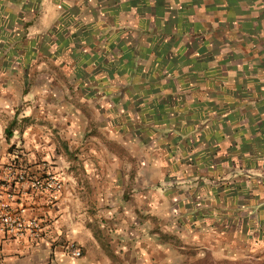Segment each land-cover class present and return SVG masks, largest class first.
Listing matches in <instances>:
<instances>
[{
  "label": "crops",
  "instance_id": "1",
  "mask_svg": "<svg viewBox=\"0 0 264 264\" xmlns=\"http://www.w3.org/2000/svg\"><path fill=\"white\" fill-rule=\"evenodd\" d=\"M62 1L0 0V162L64 182L1 264H173L206 169L264 190V0Z\"/></svg>",
  "mask_w": 264,
  "mask_h": 264
},
{
  "label": "rangeland",
  "instance_id": "2",
  "mask_svg": "<svg viewBox=\"0 0 264 264\" xmlns=\"http://www.w3.org/2000/svg\"><path fill=\"white\" fill-rule=\"evenodd\" d=\"M62 4L69 6L67 0ZM56 25L46 35H58L59 40L67 41L66 31L56 32ZM48 48L44 46L43 52L47 53ZM63 48L60 46L58 50ZM31 50L34 52L33 46ZM206 170L203 182L196 184L202 186V194L195 196L201 192L196 189V192L194 189L188 191L192 201L180 206L185 211V220L174 221L173 232L168 235L160 234L165 244L173 249L175 255L170 254L173 264H264V190L260 192L253 185L251 189L245 187L246 177L242 175L236 182L241 187L244 185L242 188L227 187L225 181L216 188L211 169ZM190 177L195 176L191 174ZM224 179L228 180L226 176ZM173 191L169 190L171 195ZM190 202L196 206L192 207ZM154 225L159 231L158 224Z\"/></svg>",
  "mask_w": 264,
  "mask_h": 264
},
{
  "label": "built area",
  "instance_id": "3",
  "mask_svg": "<svg viewBox=\"0 0 264 264\" xmlns=\"http://www.w3.org/2000/svg\"><path fill=\"white\" fill-rule=\"evenodd\" d=\"M63 187V180L54 172L32 173L20 166L15 158L0 162V242L6 239L41 240L44 236L42 220L28 211L25 200L30 194H42L40 207L49 206ZM65 248L71 256H81V249L74 243H67Z\"/></svg>",
  "mask_w": 264,
  "mask_h": 264
},
{
  "label": "trees",
  "instance_id": "4",
  "mask_svg": "<svg viewBox=\"0 0 264 264\" xmlns=\"http://www.w3.org/2000/svg\"><path fill=\"white\" fill-rule=\"evenodd\" d=\"M9 126H11V125H9ZM9 128V127H8ZM6 134L9 136L10 135V132L8 131V132H6Z\"/></svg>",
  "mask_w": 264,
  "mask_h": 264
}]
</instances>
